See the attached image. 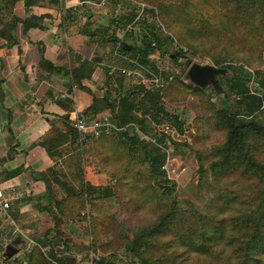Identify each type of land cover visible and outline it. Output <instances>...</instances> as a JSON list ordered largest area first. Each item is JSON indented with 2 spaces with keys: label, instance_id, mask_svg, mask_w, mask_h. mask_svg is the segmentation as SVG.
<instances>
[{
  "label": "rangeland",
  "instance_id": "obj_1",
  "mask_svg": "<svg viewBox=\"0 0 264 264\" xmlns=\"http://www.w3.org/2000/svg\"><path fill=\"white\" fill-rule=\"evenodd\" d=\"M89 1L93 4L77 5L80 16L69 22L77 20L80 24L78 28L83 26L86 20L84 14L88 11L91 13L90 19L92 20L89 28L98 33L96 34V43L89 46L83 41L81 49L86 57L92 54L91 56L96 58L95 70L97 69V72L101 74L95 81L97 91H94L93 95L105 94L106 88H111V91H108L111 100L118 96L115 90L119 83L122 84V92L135 89L136 85H140L137 83L138 80L127 77L117 70L110 72L111 74L107 73L108 77H105L104 70L109 69L110 65L129 66L128 59L130 58L126 57L127 55H120V50L116 51V45L122 39L127 43L128 40H133L138 44L142 37L144 24L146 22L154 23L155 28L159 31L163 46L156 49L149 57L150 63L156 66L155 73H160L162 77L164 89L161 101L164 109L170 115H176L181 124L178 127L177 124H173L171 119L162 118L160 115L154 119L153 111L148 120L149 123H146L145 131L138 127H135L134 130L133 122H131L124 124L121 130L108 133L111 139L115 140L111 145L113 147H109L108 151L99 149V145L93 147L94 138L83 145L74 142L73 145L67 143L63 146V154L66 156L61 159L62 165L58 167L57 173L63 180L64 187L57 188V194L69 198L70 204L68 205L76 215L72 218H68V216L60 218L57 221V226L62 227V224L65 223L75 225L76 227H72L75 232L69 233L81 240V243H73L70 235L62 238L47 230L48 238L51 237L53 243L50 250L42 248V252L48 258L44 264H88L91 251L95 252L101 260V262L97 260L96 264H139L138 258L125 249L126 244L114 247L115 244L109 243L100 247L98 243L94 242L90 232V217L114 216L121 224V231L131 238L132 232L139 227L153 223L158 215L159 209L156 207V200L149 201L150 205L144 204L138 208L137 205H132L130 202L135 201V195L121 194L124 189L120 186L118 175L126 167L129 169L125 171L126 175L133 172L143 179H148L150 175L147 171V164L143 161L141 145L135 150H131L127 142L122 143L116 138V134L121 131L127 132L129 136L137 134L140 139L152 143H155L157 138H163L164 143L156 142V148L159 152L166 154L164 169L167 177L175 184L172 198L183 207H202L205 200L209 198L206 189L213 188L211 186L206 188L204 181L207 178V182L211 183L213 177L211 170L210 172H200V161L205 166H209L212 161V150L219 147L225 138V131L215 121V112L222 104V97H225V87L218 83L221 76H217L219 87L207 85L203 88L199 87L203 92L194 91L193 88L196 87L186 78L187 69L192 63H199L226 68L227 76H241V74L248 76L247 73H251L252 78L248 82V87L252 92L260 94L262 86L258 81H264V34L257 27L258 23L251 20V16L249 17V11L253 10L251 4L256 0H250L251 3H248L247 10L240 13L234 11L227 13L219 0L194 3L191 12H199L206 21L205 30L201 34L196 33L195 35L188 34L186 30H183L180 21L185 22L186 18L175 9L173 14H168L166 12L168 8L160 4L161 0H132L140 7V14L126 27H118L119 24L113 22L114 19L127 12L123 6L119 7L116 0H105L103 4L102 0ZM163 1L166 2L165 6L173 7L174 5L182 6L184 0ZM65 3V0H60L58 4L61 5L62 10H64ZM149 8L154 9V14L147 11ZM162 10L166 14L162 13ZM245 17L246 21H244ZM75 24L78 23L75 22ZM106 27H108L106 36L114 35L117 38L116 41L107 44L100 41L102 30ZM178 47H182L183 53L175 60L171 53L175 52ZM79 55L81 56V54ZM145 67L147 70H151V67ZM236 97L237 95L231 94L227 99L231 110L238 108ZM208 101L213 103H208ZM258 119L264 122V103L258 114ZM247 139L252 152L264 162V147H262L261 140L252 136H248ZM88 175L103 176L105 184H101L100 188L105 185L114 188V194L99 196V193L90 192V188L85 185L86 182L91 186L96 185L91 183ZM143 175L146 177L144 178ZM233 176L237 183L232 190H236L238 187H246L248 190L256 189L252 179L234 173L220 181L224 190V186L232 180ZM151 183L153 187L157 188L155 179ZM81 185H84V190H81ZM128 197L130 201L126 203ZM81 199L83 208L80 203ZM4 216V212L0 210V263L23 264L26 262L25 264H27V254L30 248L36 245V239L40 235L33 233L21 235L14 232V224ZM54 223L56 224V222ZM62 228L66 230V227ZM18 238L24 241L23 244L18 245L20 243ZM112 238L113 235L109 233L104 235L103 240L110 241ZM29 240L33 241L32 244L29 243ZM7 244L19 246V253L25 246L27 251L16 258V261L13 256L17 252L9 258H4L3 254ZM50 252L54 255H50ZM57 258H61V261ZM193 258L194 254L189 253L188 261L190 263L194 262Z\"/></svg>",
  "mask_w": 264,
  "mask_h": 264
},
{
  "label": "trees",
  "instance_id": "obj_2",
  "mask_svg": "<svg viewBox=\"0 0 264 264\" xmlns=\"http://www.w3.org/2000/svg\"><path fill=\"white\" fill-rule=\"evenodd\" d=\"M17 1L19 0H0V37L6 39L7 47L18 44L15 36L17 23H22L25 32L34 26L29 22L28 16L20 19L13 14L12 11ZM22 1L26 12L32 5L44 3L58 5L60 3V0ZM116 1L120 5L119 7L123 6L127 9V12L113 20L119 24L118 27H126L136 17H139L140 7L133 3L134 1ZM207 1L184 0L182 6L174 5L173 7L165 6L166 2L163 0L159 2L168 8L166 10L168 14H173L174 9L182 14L186 18L185 22L180 21L183 30H186L188 34L195 35L196 33L201 34L205 30L206 21L199 12L192 13L191 8L194 7V3ZM219 2L223 4L227 13H231V11L240 13L247 10L250 0H219ZM251 5L253 10L249 11V17L251 16V20L258 23L257 27L264 34V0H256ZM147 11L154 14L153 8H149ZM87 13L88 11L84 14L86 20L78 31L85 38L87 37L86 44L91 46L97 42L96 34L98 33L89 28L92 20L87 17ZM162 13L165 11L162 10ZM3 15H7L9 21L4 22ZM70 20L72 19L67 14L64 17V23ZM244 21H246V17ZM107 30L108 27L102 30L100 41L106 44L116 41L117 38L114 35L106 36ZM162 46L163 43L155 24L146 22L138 44L133 40H128L127 43L122 39L116 45V51L120 50V54L127 55L126 57L133 59L135 64L151 67V70L155 72L156 66L150 63L149 57ZM40 52L42 54L40 68L50 73L63 72L69 77L66 85L69 94H72V89L75 87L92 95L91 105L79 114L88 121L103 118V112L107 111L109 121L117 127L122 128L124 124L133 122L134 130L135 127H138L145 131L146 123H149L150 115L154 111L152 114L154 119L160 115L162 118L171 119L173 124H177L178 127L180 126L181 123L178 122L177 116L170 115L162 105L164 85L149 90H146L142 85H136L135 89L122 92V84L119 83L115 90L118 96L110 100L108 91H111V88H106L105 94L93 95L90 87L84 84L85 80L88 81L92 78L95 71L97 64L95 57L88 59L81 58L79 55L75 66L58 65L43 57V48H40ZM182 53V47H178L175 52L171 53V56L176 60ZM188 63L190 64V61ZM128 64L131 63L128 62ZM107 73L111 74L109 69L104 70L105 77H108ZM247 75H224L218 80V83L225 87V97H222V104L215 112V121L225 131V138L219 147L212 150V161L209 166H205L200 161V172H210L211 170L213 177L211 183L207 182V178L204 181L206 188H208L207 186L213 188L206 189L209 198L200 208L180 206L172 198L175 184L167 177L165 169L162 168L166 154L159 152L156 148V142L164 143L163 138H157L155 143H152L140 139L137 134L129 136L125 131L116 134V138L122 143L127 142L131 150H135L141 145L143 161L147 164V171L151 177L143 179L133 172L126 175L125 171L129 170L128 167L122 170L118 175L120 186L124 189L121 194L135 195V201H130L128 197L126 203L130 201L132 205H137L139 208L144 204L150 205L149 201L156 200V207L159 211L153 223L137 228L132 232L131 238L121 231V224L114 216L90 217V232L95 243H98L100 247L109 243L115 244L114 247L126 244L125 249L138 258L139 264H264V162L255 156L251 145L247 142V137L252 136L261 140L262 147H264V122L258 119V114L264 103V81H258L262 86V92L257 94L248 87L252 74L247 73ZM194 87H196L193 88L194 91L203 92L199 87ZM231 94L239 96L238 99L236 98L238 103L236 110H231L230 103H227ZM3 95V89L0 88V102ZM208 103L213 102L208 101ZM62 104L64 105V103ZM212 106L214 105L212 104ZM63 118L66 124V131L63 134L39 141V144L51 157L63 144L73 145L75 142V144L83 145L86 143H79L77 132L69 117L66 118L64 115ZM113 131L116 130L101 132L89 140L94 138L93 147L99 145V149L108 151L115 142L108 134ZM58 155L61 156L62 152ZM234 173L252 179L256 189L248 190L246 187H238L236 190H232L237 183L233 176L232 180L224 186V190L220 181ZM12 176V172L5 175L7 178ZM143 177L146 176L143 175ZM153 179L156 180L157 188L153 187L151 183ZM85 185L90 188V192L99 193V196L114 194V188L108 186L100 188L91 186L87 182ZM81 190H84V185H81ZM50 203L60 215L58 218L54 216L56 223L62 217L72 218L76 215L68 205L70 201L67 196L55 198ZM80 203L83 208L82 199ZM109 233L113 235L112 240H103L104 235ZM47 237L48 232H45L42 238L36 239V245H33L27 254V264H44L47 261L48 258L42 252V248L53 243V239ZM189 253L194 254L193 263L188 261ZM50 255L54 254L50 252ZM57 259L61 261V258Z\"/></svg>",
  "mask_w": 264,
  "mask_h": 264
},
{
  "label": "crops",
  "instance_id": "obj_3",
  "mask_svg": "<svg viewBox=\"0 0 264 264\" xmlns=\"http://www.w3.org/2000/svg\"><path fill=\"white\" fill-rule=\"evenodd\" d=\"M78 1L65 0L64 10L61 5L44 3L32 5L26 12L24 2L19 0L13 14L20 19L28 16L34 26L25 32L22 23H17L18 44L12 47H7L6 39L0 37V88L4 94L0 102V190L10 205L4 217L14 224L13 231L21 235L33 233L42 238L50 230L53 235L64 238L70 235L69 232H75L73 224H62L66 227L64 230L54 223V216L60 215L50 203L62 197L57 194V188H63L64 183L57 169L66 156L63 146L67 143L51 157L39 141L63 134L66 131L64 115L72 122L91 105L92 95L75 87L69 94L66 87L69 77L63 72L45 71L39 64L42 59L40 48H43L44 58L58 65L75 66L79 54L81 58L86 57L81 50L86 38L78 31L79 22L64 23L67 14L72 20L80 16ZM2 20L7 22L9 17L4 15ZM91 55L86 58L90 59ZM100 76L96 69L84 84L93 92L97 91L95 81ZM107 113L103 112L104 117L109 115ZM61 152L62 155H58ZM9 172L13 176L5 177ZM88 176L96 187L105 184L103 176ZM70 237L73 243H81L76 236L71 234ZM18 240V245L23 244L21 238ZM51 245L43 249L50 250ZM16 248L15 261L27 251L26 246L21 253L20 247Z\"/></svg>",
  "mask_w": 264,
  "mask_h": 264
},
{
  "label": "built area",
  "instance_id": "obj_4",
  "mask_svg": "<svg viewBox=\"0 0 264 264\" xmlns=\"http://www.w3.org/2000/svg\"><path fill=\"white\" fill-rule=\"evenodd\" d=\"M105 0H102V4ZM93 4L89 0H83L78 2V4ZM121 55V54H120ZM129 66H109L110 72L119 71L125 76H129L138 80V84L142 85L146 90L151 89V87H160L162 85L161 74H157L152 70H147L145 66L135 64L134 60L128 59ZM135 64V65H134ZM237 99L239 96L236 97ZM73 127L77 132V138L79 143L87 142L91 137L99 135L101 132H106L109 130H120L122 128L117 127L115 124L109 121L108 116H105L101 119H95L88 121L85 117L76 115L72 120ZM164 168V166L162 167ZM10 205L8 200L4 197V194L0 190V210L6 213ZM32 240H29V243L32 244ZM99 261L100 258L96 255L95 252L91 251L89 254L88 264H96V261Z\"/></svg>",
  "mask_w": 264,
  "mask_h": 264
},
{
  "label": "water",
  "instance_id": "obj_5",
  "mask_svg": "<svg viewBox=\"0 0 264 264\" xmlns=\"http://www.w3.org/2000/svg\"><path fill=\"white\" fill-rule=\"evenodd\" d=\"M91 13H87V17H90ZM227 75V69L216 67L212 64H199L192 63L187 69L186 78L194 86L203 88L207 85L219 87L217 83V76ZM17 252V248L12 244L5 246L4 258H9Z\"/></svg>",
  "mask_w": 264,
  "mask_h": 264
}]
</instances>
